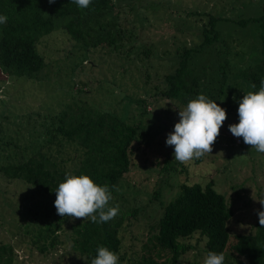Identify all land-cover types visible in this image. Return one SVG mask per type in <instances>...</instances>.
<instances>
[{"label": "rangeland", "instance_id": "374dc122", "mask_svg": "<svg viewBox=\"0 0 264 264\" xmlns=\"http://www.w3.org/2000/svg\"><path fill=\"white\" fill-rule=\"evenodd\" d=\"M261 1L111 0L118 26L131 32L123 40L124 46H131L127 58L112 51L106 54L107 49L98 47L87 53L79 47L66 51L67 42L61 33L41 37L37 50L44 56V66L35 77L9 76L0 71V165L34 152L44 138L42 131L49 126V117L66 104L109 108L124 121L140 124L128 171L115 187L119 212L136 210L123 220L118 231L119 255H123L119 264L169 263L170 253L153 248L148 237L154 232L162 205L177 194L183 182L213 180L232 209L227 221L229 243L235 234L251 231L257 212L264 211L260 203L264 202V153L246 145L242 137L222 132L239 123L237 107L227 112L212 153L182 163L174 160V149L166 145V139L179 122V110L186 106L162 97L159 90L165 87L163 76L172 72L182 50L198 47L199 27L205 17L196 21L187 11L227 19L217 24L222 31L219 41L194 59L196 65L204 61L211 65L217 48L224 51L225 45L229 46V59L244 65L248 49L237 42L248 44L251 31L238 29L229 19L258 15ZM54 212L57 214L49 197L19 180L7 179L0 171V243L13 247L11 264L83 262L69 247L65 230L55 232L59 242L45 253L31 244L35 228L51 219ZM180 242L187 248L175 264H204L208 253L198 232ZM223 254L224 264H236L229 248Z\"/></svg>", "mask_w": 264, "mask_h": 264}, {"label": "trees", "instance_id": "16d2710c", "mask_svg": "<svg viewBox=\"0 0 264 264\" xmlns=\"http://www.w3.org/2000/svg\"><path fill=\"white\" fill-rule=\"evenodd\" d=\"M263 5L264 0L258 15L229 19L238 29L251 31L247 35L251 37L248 44L242 40L237 42L248 49L244 65L229 59L225 40L222 41L225 50L217 48L211 65L207 61L196 65L194 59L219 41L222 31L217 24L227 19L208 12L187 11L196 21L205 17L199 27L198 47L182 50L172 72L163 76L165 87L159 90V95L187 106L190 100L203 94L227 112L237 107L238 115L243 95L258 91L264 79ZM113 10L111 0H92L86 9L70 0H55L52 4L49 0H0V15L7 17V22L0 24V71L9 76L35 77L44 66V56L37 50V43L51 33L63 35L69 52L71 47H79L82 52L98 47L107 49L106 54L112 51L127 58L131 46H124L123 40L131 32L118 26ZM240 88L244 92L238 94ZM137 102L144 104L145 101ZM49 118V126L42 131L44 138L34 152L0 165L2 175L23 182L38 194L49 197L53 204L55 191L64 182L66 173L88 175L97 184L110 186L113 195L110 206H115V187L128 171L131 146L139 135V122L128 123L109 108L75 102L66 104ZM157 195L154 192L155 198ZM135 213L133 208L119 212L107 223H93L90 218L59 217L54 212L51 219L35 228L30 242L45 253L59 242L55 232L65 230L69 247L83 260L66 264H91L100 246L120 254L119 228L123 220ZM231 215L232 209L223 194L215 189L212 179L203 183L183 182L177 194L162 205L154 232L148 238L153 240V248L170 253L168 264H175L179 254L187 248L180 239L194 232L203 237L207 253H223L229 248L236 264H264V226L259 224V218L251 231L235 234L229 243L227 221ZM14 257L13 247L0 243V264H11ZM122 257L119 255V260Z\"/></svg>", "mask_w": 264, "mask_h": 264}, {"label": "clouds", "instance_id": "9594fccd", "mask_svg": "<svg viewBox=\"0 0 264 264\" xmlns=\"http://www.w3.org/2000/svg\"><path fill=\"white\" fill-rule=\"evenodd\" d=\"M70 2L86 9L92 0ZM49 3H55V0H49ZM6 22L7 17L0 15V24ZM255 87L253 84L252 88ZM237 112L239 123L229 125V131L234 137H242L244 143L257 152L264 153V79L261 80L258 91H249L243 95ZM178 115L179 122L174 125V130L166 139V145L174 149V160L184 163L212 153L213 145L227 120L226 109L201 94L190 100L183 110H179ZM55 194L54 206L61 217L90 218L93 223H107L119 214L118 204L110 206V201L113 200L110 186L97 184L88 175L66 173L64 182L59 184ZM260 203L264 205V202ZM257 215L259 224L264 226V211H258ZM224 261L222 252L211 251L208 252L204 264H224ZM91 264H119V255L105 246H100Z\"/></svg>", "mask_w": 264, "mask_h": 264}, {"label": "water", "instance_id": "95a60500", "mask_svg": "<svg viewBox=\"0 0 264 264\" xmlns=\"http://www.w3.org/2000/svg\"><path fill=\"white\" fill-rule=\"evenodd\" d=\"M222 132L227 133V134H231L230 131H224V130H222Z\"/></svg>", "mask_w": 264, "mask_h": 264}]
</instances>
